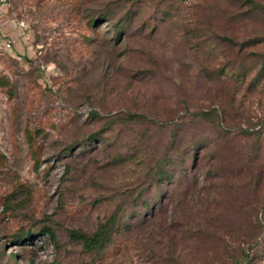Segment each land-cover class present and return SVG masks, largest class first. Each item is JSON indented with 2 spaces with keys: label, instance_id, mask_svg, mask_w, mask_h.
Masks as SVG:
<instances>
[{
  "label": "rangeland",
  "instance_id": "374dc122",
  "mask_svg": "<svg viewBox=\"0 0 264 264\" xmlns=\"http://www.w3.org/2000/svg\"><path fill=\"white\" fill-rule=\"evenodd\" d=\"M8 4L0 264H264V0Z\"/></svg>",
  "mask_w": 264,
  "mask_h": 264
},
{
  "label": "trees",
  "instance_id": "16d2710c",
  "mask_svg": "<svg viewBox=\"0 0 264 264\" xmlns=\"http://www.w3.org/2000/svg\"><path fill=\"white\" fill-rule=\"evenodd\" d=\"M254 2V0H250ZM264 65V64H263ZM203 116H206V112H198ZM117 223L116 214H112L108 220L98 224L96 230L90 234H79V237L84 240L85 246L91 249H103L109 245L113 239V234L117 229L115 224ZM252 245H249L246 249L241 248V258L238 264L250 263L253 256L251 255Z\"/></svg>",
  "mask_w": 264,
  "mask_h": 264
},
{
  "label": "crops",
  "instance_id": "0c3cea01",
  "mask_svg": "<svg viewBox=\"0 0 264 264\" xmlns=\"http://www.w3.org/2000/svg\"><path fill=\"white\" fill-rule=\"evenodd\" d=\"M0 33L12 40L16 35V23L14 20L9 18L6 13V9H3L0 13Z\"/></svg>",
  "mask_w": 264,
  "mask_h": 264
},
{
  "label": "built area",
  "instance_id": "2783aa9c",
  "mask_svg": "<svg viewBox=\"0 0 264 264\" xmlns=\"http://www.w3.org/2000/svg\"><path fill=\"white\" fill-rule=\"evenodd\" d=\"M9 0H0V13L2 10L9 5ZM24 20L18 21V25H22ZM0 50L7 51V52H13L14 50V44L13 40L5 37L0 33Z\"/></svg>",
  "mask_w": 264,
  "mask_h": 264
}]
</instances>
